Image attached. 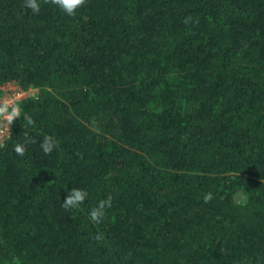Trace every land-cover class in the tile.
<instances>
[{
	"label": "trees",
	"instance_id": "obj_1",
	"mask_svg": "<svg viewBox=\"0 0 264 264\" xmlns=\"http://www.w3.org/2000/svg\"><path fill=\"white\" fill-rule=\"evenodd\" d=\"M37 3L0 0V85L37 90L0 142V264H264V0Z\"/></svg>",
	"mask_w": 264,
	"mask_h": 264
},
{
	"label": "clouds",
	"instance_id": "obj_2",
	"mask_svg": "<svg viewBox=\"0 0 264 264\" xmlns=\"http://www.w3.org/2000/svg\"><path fill=\"white\" fill-rule=\"evenodd\" d=\"M53 3L56 4L61 11L71 15L73 14L74 10L81 4L84 3V0H53ZM27 7L31 8L33 12L39 11V4L37 3V0H26ZM5 109H0V112H6ZM18 110L13 109L12 112L8 115V119L11 120L13 117L17 116ZM25 120L29 125L33 124V120L30 116H25ZM55 147V141L50 136H45L42 143L41 148L42 150L47 154L51 153ZM15 151L17 154L23 155L25 152V147L21 144L15 145ZM88 193L77 187H73L66 197V199L63 200V206L65 208H75L78 207L87 197ZM210 198L206 197V199ZM108 206H111V196L107 197L106 200H101L99 202V206L97 208H94L90 212L91 219L93 221H98L102 215H103V209Z\"/></svg>",
	"mask_w": 264,
	"mask_h": 264
},
{
	"label": "built area",
	"instance_id": "obj_3",
	"mask_svg": "<svg viewBox=\"0 0 264 264\" xmlns=\"http://www.w3.org/2000/svg\"><path fill=\"white\" fill-rule=\"evenodd\" d=\"M37 93L36 89L23 90L15 83H7L0 85V109H5L6 112H0V142L7 137L9 134V128L13 117L9 120L7 117L15 108L20 113L21 107L20 103L23 102L24 99L35 96Z\"/></svg>",
	"mask_w": 264,
	"mask_h": 264
},
{
	"label": "rangeland",
	"instance_id": "obj_4",
	"mask_svg": "<svg viewBox=\"0 0 264 264\" xmlns=\"http://www.w3.org/2000/svg\"><path fill=\"white\" fill-rule=\"evenodd\" d=\"M235 199L237 202L242 203L245 202V195L242 190L238 189L235 193Z\"/></svg>",
	"mask_w": 264,
	"mask_h": 264
}]
</instances>
